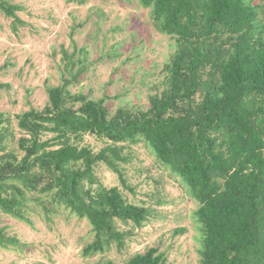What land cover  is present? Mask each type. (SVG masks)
<instances>
[{
    "label": "trees",
    "instance_id": "obj_1",
    "mask_svg": "<svg viewBox=\"0 0 264 264\" xmlns=\"http://www.w3.org/2000/svg\"><path fill=\"white\" fill-rule=\"evenodd\" d=\"M136 1L149 9L154 29L175 40L162 90L149 96L146 111L119 108L111 115L104 99L71 92L87 60L83 50L76 59L75 51L63 50L62 84L46 87L41 111L16 117L23 135L15 150L4 144L8 121L0 114V213L32 226L35 207L48 221L65 208L91 226L85 256L113 245L121 250L131 231L118 223L141 228L150 211L128 203L119 188L102 186L94 168L105 164L133 191L122 165L129 147L144 143L199 205L193 218L200 263L264 264V4ZM0 9L20 22L16 6L0 0ZM86 135L107 145L94 153L80 144ZM9 246L19 242L0 227V248ZM126 264L166 259L150 248Z\"/></svg>",
    "mask_w": 264,
    "mask_h": 264
},
{
    "label": "rangeland",
    "instance_id": "obj_2",
    "mask_svg": "<svg viewBox=\"0 0 264 264\" xmlns=\"http://www.w3.org/2000/svg\"><path fill=\"white\" fill-rule=\"evenodd\" d=\"M5 1L16 6L20 21L0 9V114L8 121L7 149H17L23 135L16 117L31 109L41 111L48 103L46 87L62 84L63 50L75 51V59L83 50L87 60V71L69 87L71 92L104 99L111 115L119 108L146 111L149 96L162 90L163 67L174 54L175 40L154 29L149 9L136 0ZM80 144L94 153L107 145L90 135ZM127 151L130 159L122 167L133 191L124 189L105 164L94 168L102 186L119 188L128 203L150 211L141 228L118 223L121 230L131 231L121 250L113 245L85 256L83 249L94 236L86 220L60 208L48 221L35 207L29 214L32 226L0 213V227L19 242L0 248V264H126L150 248H158L166 264H201L193 218L198 203L144 143Z\"/></svg>",
    "mask_w": 264,
    "mask_h": 264
}]
</instances>
